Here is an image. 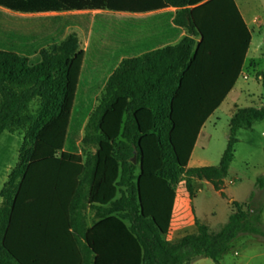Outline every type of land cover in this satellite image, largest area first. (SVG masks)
<instances>
[{"label": "trees", "instance_id": "trees-1", "mask_svg": "<svg viewBox=\"0 0 264 264\" xmlns=\"http://www.w3.org/2000/svg\"><path fill=\"white\" fill-rule=\"evenodd\" d=\"M201 1L0 0V137L23 138L19 163L0 191V264H34L11 239L24 207L29 224L41 217L47 233H56L58 248L65 249L57 264L67 261L71 238L81 264H220L237 238L264 240L256 192L245 204L232 203L220 230L196 220L195 234L167 240L174 185L181 183L191 201L198 181L223 195L237 133L264 121L263 93L260 108L234 113L218 166L180 165L171 142L172 102L194 58L199 33L190 8ZM72 29L89 41L66 153L58 158L38 136L60 118L75 85L71 71L81 42ZM257 79L264 91V70ZM178 114L177 122L187 120ZM256 189L264 190V178Z\"/></svg>", "mask_w": 264, "mask_h": 264}, {"label": "rangeland", "instance_id": "rangeland-1", "mask_svg": "<svg viewBox=\"0 0 264 264\" xmlns=\"http://www.w3.org/2000/svg\"><path fill=\"white\" fill-rule=\"evenodd\" d=\"M120 20L139 18L130 14H112ZM77 34L81 47L74 59L71 75L75 85L68 92L63 113L60 118L45 126L38 139L41 143L53 148L52 154L62 158L66 153V132L76 105L81 73L85 64L86 48L89 37L80 29H72ZM251 58H258V71L264 70V47L262 51L251 49ZM104 75V70L100 76ZM232 81L214 74L201 75L197 82L189 81L184 90L177 96L173 108L190 115L192 108H219L203 132L196 151L198 158H204L210 166L215 167L228 144L229 125L233 113L242 108H260L263 105V88L253 70H246L238 78L235 88L227 96ZM175 119L177 118V113ZM236 138L235 157L229 174L225 180L223 195L218 194L213 187L205 182L196 185L194 207L200 220L213 231H218L227 223L231 213L230 199L237 203H246L250 194L256 192L257 202L263 208L261 221L264 225V190L256 189L257 180L264 178V121L256 122L249 130H240ZM23 138L4 133L0 137V191L8 181L12 169L19 163L20 149ZM84 151L96 153L94 146H83ZM79 158V157H78ZM176 192H184L181 183L174 185ZM1 203V199H0ZM196 220V219H195ZM174 237L171 242H176ZM238 256H235V253ZM220 264H264V240L246 235L232 242L229 250L219 260ZM193 264H216L209 259H199Z\"/></svg>", "mask_w": 264, "mask_h": 264}, {"label": "crops", "instance_id": "crops-1", "mask_svg": "<svg viewBox=\"0 0 264 264\" xmlns=\"http://www.w3.org/2000/svg\"><path fill=\"white\" fill-rule=\"evenodd\" d=\"M167 11L176 12L175 9ZM190 12L199 37L193 61L183 75L176 96L184 90L189 81L197 82L201 75L207 74L230 78L233 83L226 94L229 96L238 78L246 70H253L255 74L261 72L258 71V58H251V49L255 48L260 52L264 47V0H203L192 6ZM174 100L171 114L173 121L171 142L180 165L185 169L209 167V163L204 158L197 157L196 151L208 122L214 118L219 108L216 106L214 108H192L187 120L177 122L173 108ZM181 114L182 111L179 110L178 115ZM59 187L61 188V185ZM55 193L57 195L58 191ZM217 193L222 195L220 192ZM55 198L57 196L54 197V201ZM194 200L191 201L183 191L176 192L171 226L167 235L168 241L171 242L173 237L174 240H180L188 234H195L196 220L203 223L195 210ZM234 202L233 199L229 201L231 213ZM54 206H56L55 202ZM17 213L19 218L16 219L17 223L14 226L16 228L11 238L16 251L20 256L34 260V264H57L59 254L65 249L58 248L56 233H47L48 227L45 226V221L43 222L41 217L32 225L29 224L27 207L17 210ZM87 217L93 229L94 224L90 212L87 213ZM66 249L65 264L82 263L81 252L72 238ZM235 256H238L237 252Z\"/></svg>", "mask_w": 264, "mask_h": 264}, {"label": "water", "instance_id": "water-1", "mask_svg": "<svg viewBox=\"0 0 264 264\" xmlns=\"http://www.w3.org/2000/svg\"><path fill=\"white\" fill-rule=\"evenodd\" d=\"M133 163H134V164L137 163L136 157L133 159Z\"/></svg>", "mask_w": 264, "mask_h": 264}]
</instances>
